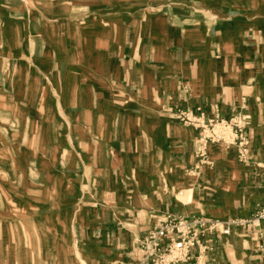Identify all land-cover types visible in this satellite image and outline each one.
Masks as SVG:
<instances>
[{"label": "crops", "instance_id": "0c3cea01", "mask_svg": "<svg viewBox=\"0 0 264 264\" xmlns=\"http://www.w3.org/2000/svg\"><path fill=\"white\" fill-rule=\"evenodd\" d=\"M28 2L55 4L43 9L19 5ZM64 2L92 8L96 3L104 5L95 14H86L74 6L67 8ZM261 4V9L250 11L237 1L227 7L226 0H0V119L26 116L21 118V129L0 123V130L30 136L34 124L41 122L35 124L38 141L32 147L26 145V155L42 154L35 145L42 130L48 131L45 145L50 149L57 145L58 154L47 161L58 165L45 173L43 188L57 193L59 199L58 208L45 212L43 218H9L20 206L27 213L34 209L35 181L27 171L0 173V264H113L112 244L130 243L141 235L139 231L145 234L164 210L161 204L136 206L126 184L116 189L112 166L101 165L112 159L94 151L99 144L68 133L78 131L76 126L82 122L74 117L89 109L92 114H110L94 106L100 98L106 104H114L116 98L149 104L144 115L151 111L160 126L156 131L148 127L155 135L156 152L173 171L168 184L187 188L186 196L192 198L181 215L202 221L218 219L223 229H230L223 235L216 226L215 232L207 234V242L211 237L216 248L212 257L209 251L205 254V264H264L260 250L264 221L253 218L264 206V0ZM83 19H96L106 27L104 38L99 37L106 46H99L93 40L97 36L91 34L87 42L76 43L75 31L83 38L94 23L80 25ZM85 50L91 51L92 58L103 59L105 72L95 71L93 83L99 87L103 82L105 90L83 89L81 69L88 65L74 56ZM66 77L74 81L69 94L55 90L56 94L45 86L67 82ZM37 87L38 92L43 89L40 110L34 108ZM65 97L91 104L63 105ZM4 104L10 109L4 110ZM178 110L203 114L206 119L243 111L249 157L226 146L212 149V156L206 154L208 159L197 158L200 143L195 142V134L199 130L175 119ZM19 143H0V151L9 147L11 161L17 164L21 157L24 165ZM42 155L47 162V154ZM67 159L73 165H67ZM189 171L194 178L189 179ZM22 178L25 184H20ZM125 197L127 201L121 204ZM171 206L177 210L179 204ZM117 226H121L118 235L111 231ZM103 242L108 254L100 258L93 246Z\"/></svg>", "mask_w": 264, "mask_h": 264}, {"label": "rangeland", "instance_id": "374dc122", "mask_svg": "<svg viewBox=\"0 0 264 264\" xmlns=\"http://www.w3.org/2000/svg\"><path fill=\"white\" fill-rule=\"evenodd\" d=\"M232 1L242 2L245 6V9L254 10V8L261 9V4L263 0H226L227 7ZM55 3L54 2H28V3H20V6L30 7L35 6L40 9L43 8H51ZM64 2V6H65ZM97 7H90V4L86 3H80V4H66V7L71 9L72 6L76 10H82L86 14H90L92 11H94L93 14L96 13L97 8L101 10L103 3H96ZM120 5V4H118ZM218 6V3L211 4V6ZM253 8V9H252ZM94 20V23L88 27V34L83 35L82 33H77L75 31V37H76V43H84L87 42V36L90 34L93 36H97V38L93 37V40L96 43H99V46H106L104 45V41L101 40V38H104V35H106V27L102 25H98V22H96V19H83L79 20L81 24L87 23ZM86 36V38H84ZM101 37V38H99ZM99 38V39H98ZM92 40V41H93ZM103 44V45H101ZM78 57L74 56V60L78 59L80 62L84 64V66L88 65V67H83L81 69L82 72V79L84 83H82L79 79V82H81V85L83 89L86 88H96L97 90H105V87H103L101 83H99V87H96L97 84L93 83V78L95 77L94 72L98 71V73H103L104 67L106 66L103 62V59L101 58H92V54L90 50H85L80 52ZM65 76L62 78L64 80ZM67 82H62V80H58L54 87L51 86V84H47L45 86H49L53 93L57 94V90H59L62 95L69 94V91L73 89L74 81H69L66 77ZM74 80V79H73ZM86 82V83H85ZM44 83V82H43ZM93 83V84H92ZM80 84V83H79ZM39 88L42 85V82H39ZM45 86L43 89L45 90ZM43 89H39L37 87V96L34 99V108L36 110H40L41 105L43 106ZM41 90V92H40ZM56 90V91H55ZM59 92V93H60ZM58 98V97H57ZM64 102L63 105L67 106H90V100H79L76 98H64L62 100ZM106 100H100L97 103H94L95 107H98L99 111H107L110 112V114H92L91 110H87V112L84 113V115L75 116V119L80 120L82 123L80 126H76V129L78 131H68L70 135H83L88 140H90L93 144H99V147H95L94 151L100 152V155H103L105 158L108 157L112 159V163H102L101 165L106 166H112L114 169V175H115V186L116 189L122 187V183L126 184V190L128 195L130 196L132 202L136 203V206H161L164 208L163 211L157 217L155 218L154 225L158 224L161 219L166 218L167 216L173 214V215H181L186 214V211L183 209L187 204H191L192 198H187L188 189L185 187H181L180 185H169L168 183L171 181L172 176V170L171 166L169 164H166L162 160L160 161V157L158 156L156 149H155V143L156 139L154 138L155 135L153 134V130L151 131L148 127H154V131L158 127H160L157 122L154 120L155 114H153L151 111L146 112V115H144V111H146L145 107L148 108L149 104H141L142 101L139 100H124L122 98H116L114 100V104H106ZM52 102L58 104V100L54 99ZM3 109H10L8 108V105L6 106L4 104ZM142 115H141V114ZM26 116H23L19 114L15 117H8L7 119H4L0 123L6 128V124L10 125L11 127L17 129L22 128V119L25 120ZM35 117V116H34ZM145 118V121H144ZM175 119L181 121L185 124L184 121L180 120V118L175 115ZM36 122V121H35ZM6 123V124H5ZM37 125H41L40 121L36 122ZM35 123V124H36ZM34 124V123H33ZM34 124L33 128L35 127V130L33 132H29L30 136L28 134L22 133L21 131L12 130L10 129H2L0 130V136L3 137V139H0V143L2 145H9L12 141L19 140V146L18 148L23 151V160L24 165L21 164L22 158H18L17 164L11 161V155L13 154L12 151H9L10 148L7 147L6 151H0V173L1 172H13L17 169L18 172H25L27 171L28 174L32 175L34 177V187H33V196L35 199L34 202V209L29 210L27 212L21 211V206L19 207V210L14 211L11 214L9 213L8 217L11 218H18V219H26L27 217L34 216L36 219L37 217L44 216V213H50L49 211H52L58 208V195H53L52 193H49V190L43 188V184L45 183L44 176L45 173L48 174L49 171L53 170V166L56 167L58 164H55L56 162H48L47 159L49 156H51V160H54L55 156L58 154V147L57 145L54 146L52 149L47 148L45 145V140H49L48 138V131L42 130V135L40 138V141L36 143L35 149H39L42 154L46 155V161H43L44 155L42 154H36L34 157H30L27 154L26 145L29 147H32L31 145L35 143V140L38 141L39 136V130L38 127ZM193 126L191 124H186ZM32 128V129H33ZM37 128V129H36ZM200 132L198 134H195V142L197 143V140H200ZM154 135V136H153ZM34 139V141H33ZM56 142L57 139H56ZM39 144V145H38ZM45 147V148H44ZM226 146L221 142H214L207 144V150L206 154L209 156H212V149H221L225 148ZM86 153V152H84ZM197 154V155H196ZM195 155L198 158V153ZM67 165L73 163H69V159L66 160ZM186 174H189V179L194 178V173L192 172H186ZM113 175V173H112ZM166 179L168 180L166 183ZM25 178H22L20 180V184H25ZM130 186V187H129ZM148 188H147V187ZM173 186V187H172ZM151 188V189H150ZM157 192L155 194L154 191ZM190 192V191H189ZM45 195V201L47 202V207H43L42 203V196ZM50 198V199H49ZM48 200H51V204H48ZM127 201L126 197L124 200L121 201V204H124ZM190 201V202H189ZM179 204V207L177 210H175L176 206H171L172 204ZM171 206V207H169ZM53 214V213H52ZM194 218V217H193ZM254 218V217H253ZM17 220V219H16ZM221 221L218 219H214L212 221L207 220L205 222V231L206 236L207 234H212V232H215V227L218 228L217 231L221 232V234L224 235V225L217 224L215 225L214 222ZM222 222V221H221ZM23 223V222H22ZM19 224H21L19 222ZM153 225V226H154ZM152 226V227H153ZM21 227V225L19 226ZM152 227L149 228V230L146 231L144 234L142 231L141 235L138 234V237H133L132 241L129 242H115V244H112L114 246L113 254L115 261L113 264H133V262L138 261L139 257L143 253V242L152 230ZM120 227H113L112 233H115L118 235L120 232ZM141 228H139L140 230ZM229 229V228H228ZM233 229V226L231 227V230ZM230 230V229H229ZM104 235V234H103ZM102 235V236H103ZM208 242L210 243L209 248V256H213L212 252L215 250L216 245L212 241L211 237ZM81 246V245H80ZM98 246V247H96ZM108 246H111L109 244ZM82 247V246H81ZM107 244L106 242L99 243L93 246L94 253L99 252V257L102 258L108 254L107 252ZM96 249V251H95ZM213 261V260H212Z\"/></svg>", "mask_w": 264, "mask_h": 264}, {"label": "built area", "instance_id": "2783aa9c", "mask_svg": "<svg viewBox=\"0 0 264 264\" xmlns=\"http://www.w3.org/2000/svg\"><path fill=\"white\" fill-rule=\"evenodd\" d=\"M177 115L180 120L193 124L199 130L198 155L202 160L208 159L207 144L214 142L234 146L242 157H249L247 115L243 111L236 110L229 117L217 113L208 119L203 114H194L190 110H178ZM253 217L264 221V206ZM205 221L173 214L161 219L144 240L143 253L133 264H186L191 261L205 264L203 257L210 248L206 240ZM224 231L227 233L229 229L225 228ZM260 250L264 254V242L260 245Z\"/></svg>", "mask_w": 264, "mask_h": 264}]
</instances>
